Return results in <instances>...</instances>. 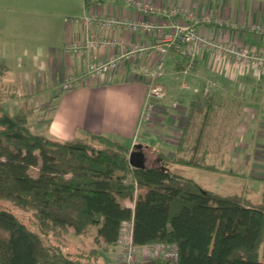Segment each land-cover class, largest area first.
<instances>
[{
	"label": "trees",
	"instance_id": "obj_1",
	"mask_svg": "<svg viewBox=\"0 0 264 264\" xmlns=\"http://www.w3.org/2000/svg\"><path fill=\"white\" fill-rule=\"evenodd\" d=\"M180 57L179 72L187 63ZM6 69L0 63V80ZM218 95L192 102L174 156L148 149L158 162L143 169L129 164L135 147L90 132L72 140L38 132L28 122L32 109L10 112L0 95V200L31 211L36 228L0 209V264H100L97 247L72 253L62 239L72 230L112 247L130 219L135 245H177L176 261L146 264H264V188L254 203L242 190L215 194L169 168L230 173L207 162L212 135L224 130L219 110H228Z\"/></svg>",
	"mask_w": 264,
	"mask_h": 264
},
{
	"label": "crops",
	"instance_id": "obj_2",
	"mask_svg": "<svg viewBox=\"0 0 264 264\" xmlns=\"http://www.w3.org/2000/svg\"><path fill=\"white\" fill-rule=\"evenodd\" d=\"M145 4L180 7L199 18L212 16L221 24L200 21L198 29L203 35L264 54V0H0V63L8 72L11 66L25 67L22 75V82L28 84L25 96L43 98V104L51 106L39 110V121L31 124L34 129L63 140H72L83 132L102 134L131 149L140 145L144 153L153 149L171 159L190 104L203 98L197 87L214 77L217 88L213 91L218 89L221 93L230 85L237 95L244 96L246 108H253L238 110L240 126L250 120L251 128L260 114L258 127L263 128L257 135L264 137V67L226 63L221 56L205 49L197 51L193 68L185 78L178 70L182 58L170 53L165 56L159 81L166 97L155 104L151 120L138 129L147 91L141 73L155 65L159 40L142 29H106L76 19L97 13L152 22L156 15L139 10ZM255 26L260 29L255 30ZM96 38L115 39L117 43L86 45L87 40ZM72 44L80 45L79 50H69ZM111 57L119 58L114 69L99 76L87 75L91 63ZM69 75L78 78V83L69 90H60L61 82ZM238 131L242 133L241 127ZM154 137L163 142V149L150 145ZM251 138L235 139V148L229 153L239 159L241 150L237 153L234 150L248 146ZM123 204L127 206L126 202Z\"/></svg>",
	"mask_w": 264,
	"mask_h": 264
},
{
	"label": "rangeland",
	"instance_id": "obj_3",
	"mask_svg": "<svg viewBox=\"0 0 264 264\" xmlns=\"http://www.w3.org/2000/svg\"><path fill=\"white\" fill-rule=\"evenodd\" d=\"M25 67H16L11 66L4 71V76L0 80V95L2 105L10 112L16 111L20 107H26L32 109V115L29 117L28 122L32 125L33 122L39 121L40 113L42 110H48L51 108L47 103L43 104V98L36 96H25L27 95L26 87L28 84L22 82V77L24 76ZM23 75V76H22ZM163 73L159 76V79ZM158 79V81H159ZM214 77H210L209 80H206L202 85L197 88L204 97L205 94H211L213 88H217L216 81L213 80ZM160 83V81H159ZM161 84V83H160ZM162 85V84H161ZM165 89V88H164ZM60 90H62V83L60 84ZM217 94H223L222 99L226 103L228 110H219L220 118L222 121L217 120L218 126L221 125L223 133L218 132L212 135L209 141L210 156L207 158V162L218 167L219 169L225 170L227 172L231 171L233 173H222L216 171H207L190 166H182L179 164H171L170 170L173 173L190 177L199 183L203 188L220 195H230L234 193H239L241 190L247 193L249 199L252 202L258 203L262 198V191L264 188V137L257 135L261 131L259 129L258 123H260V114L257 122H252L253 125L249 123L248 120L246 124L240 126V121L238 118L241 115L236 116L237 110H253L247 109L244 102V96L237 95L236 91L234 92L233 87L229 85L228 89H224L223 92L219 93L216 89ZM48 93H45L47 95ZM218 95V96H219ZM221 96V95H220ZM38 109V110H37ZM37 114L35 115V111ZM41 110V112L39 111ZM255 112V111H254ZM143 126L141 124L138 129ZM241 127L242 133L238 131V128ZM256 130V131H255ZM140 134V133H139ZM260 134V133H259ZM251 138L248 141V146L244 147L243 145L239 146L241 149L234 150V152H239L240 158L232 156L233 152H229L235 148L233 146V141L245 140V138ZM142 141L141 135H139L138 142ZM250 142V143H249ZM150 145L157 147L158 149H163L165 145L159 139L154 137L150 140ZM232 148V149H231ZM262 149V150H261ZM244 150V151H243ZM261 150V151H260ZM173 151V149H172ZM263 152V153H260ZM148 157V163L151 165H156L157 163L152 159L154 155L150 152H146ZM246 154V155H244ZM222 159L223 162L219 160ZM232 160H235L232 162ZM32 175L36 174V170L32 169L30 172ZM127 206L132 205L130 201H125ZM0 209H4L8 212L16 215L20 220H22L30 229L36 231V228L31 224V211H23L15 207L12 202L6 200H0ZM66 250H69L72 253H77L82 249H89L90 247H97L98 258L100 264H115L117 254L112 247L103 246L101 243H96L93 240L92 236L83 237L78 236L69 231V233L62 239L61 242ZM101 244V245H100ZM97 245V246H96ZM103 246V247H102Z\"/></svg>",
	"mask_w": 264,
	"mask_h": 264
},
{
	"label": "built area",
	"instance_id": "obj_4",
	"mask_svg": "<svg viewBox=\"0 0 264 264\" xmlns=\"http://www.w3.org/2000/svg\"><path fill=\"white\" fill-rule=\"evenodd\" d=\"M139 10L144 14H154L156 17L152 22H142L92 13L83 16L80 20L76 19V21H81L85 25H97L106 29L114 27L129 29L130 31L142 29L147 33L153 34L159 40L155 47L158 54L155 65L151 70L141 73L146 82L147 91L139 116L138 127L151 120L155 104L166 97V91L158 79L163 73L164 58L167 56L170 48H174L179 56L187 58L185 67L180 71L183 78L189 75L193 68L194 58L199 49H205L221 56L226 63L234 62L257 68L264 67V54L257 53L246 46H240L234 42L217 41L203 35L198 29L200 21L208 24H221L218 19L212 16L206 15L199 18L197 15L186 12V10L180 7L157 8L147 4L139 7ZM253 28L255 30L260 29L257 26ZM85 43L88 46L94 47L98 45H114L117 41L115 39L105 40L96 38L87 40ZM79 48L80 45L78 44H72L68 47L69 50L74 52L78 51ZM118 61L119 58L111 57L105 61L93 62L87 68V75L89 74L91 77L102 75L114 69ZM61 83L62 91H66L78 83V78L69 75ZM112 248L117 254L115 264H146L150 260L174 262L178 258V248L174 243L158 242L135 245L133 243L132 219L122 223L117 242Z\"/></svg>",
	"mask_w": 264,
	"mask_h": 264
},
{
	"label": "water",
	"instance_id": "obj_5",
	"mask_svg": "<svg viewBox=\"0 0 264 264\" xmlns=\"http://www.w3.org/2000/svg\"><path fill=\"white\" fill-rule=\"evenodd\" d=\"M145 153L140 145H136L129 153L128 161L129 164L137 169H143L147 166L145 161ZM99 219V216H96Z\"/></svg>",
	"mask_w": 264,
	"mask_h": 264
},
{
	"label": "flooded vegetation",
	"instance_id": "obj_6",
	"mask_svg": "<svg viewBox=\"0 0 264 264\" xmlns=\"http://www.w3.org/2000/svg\"><path fill=\"white\" fill-rule=\"evenodd\" d=\"M145 161H146V163H148V157H147V155H145Z\"/></svg>",
	"mask_w": 264,
	"mask_h": 264
}]
</instances>
